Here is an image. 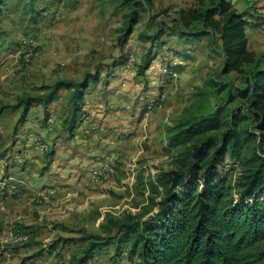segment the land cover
Returning <instances> with one entry per match:
<instances>
[{
  "label": "rangeland",
  "instance_id": "374dc122",
  "mask_svg": "<svg viewBox=\"0 0 264 264\" xmlns=\"http://www.w3.org/2000/svg\"><path fill=\"white\" fill-rule=\"evenodd\" d=\"M208 4V0H0V166L3 160H13L17 145L22 152L39 154L29 146L30 136L39 134L50 143V152L36 156L44 166L32 169L35 174L50 169L54 138L49 134L68 135L63 126L70 117L72 90L66 83L85 84L91 111L103 119L116 117L106 123L112 125L108 130L130 146L124 162L123 153L118 156L117 174L106 185L110 187L95 191L97 198L84 197L83 210L74 212L71 222L45 220L43 229L23 225L35 235L25 245L5 246L0 241V264L140 263L131 255V244L122 245L129 254L121 257L116 243L123 223H143L159 212L164 189L153 191L151 183L163 173L184 169L179 150L169 145L172 130L221 107L226 112L241 106L240 99L227 103L229 88L218 91L220 83L244 84L242 74H222L221 41L209 36L190 41L177 34L180 11ZM250 9L256 10V5ZM134 12L137 23L126 37ZM260 19L253 25L264 40ZM161 31L160 39H147ZM258 38L250 35L251 43ZM250 50L262 56L264 43ZM232 93L238 95L236 90ZM47 96L57 98L45 109L38 99ZM153 97L160 98L159 105L150 108ZM27 98L32 101L24 113ZM118 111L131 119L123 132L113 128L119 122ZM51 117L56 119L53 132L46 126ZM226 161L231 182L237 181L243 169L232 165L229 156ZM7 227L0 224V237Z\"/></svg>",
  "mask_w": 264,
  "mask_h": 264
},
{
  "label": "trees",
  "instance_id": "16d2710c",
  "mask_svg": "<svg viewBox=\"0 0 264 264\" xmlns=\"http://www.w3.org/2000/svg\"><path fill=\"white\" fill-rule=\"evenodd\" d=\"M208 2L197 10L180 11L177 34L190 41L207 36L221 41L222 74H242L244 84L220 83L218 91L229 88L227 103L240 99L241 106L226 112L221 107L172 130L169 145L179 150L184 169L163 173L151 183L153 191L164 189L159 212L143 223H123L116 243L121 257L129 254L122 245L131 244L139 264H264V55L249 49V12H238L232 0ZM137 19L134 12L126 37ZM162 35L147 39L156 41ZM147 68L148 63L142 74ZM66 88L72 95L64 126L74 131L82 117L86 85L66 83ZM56 98L47 96L38 103L48 109ZM31 101L26 99L24 113ZM228 156L243 169L234 182L224 169Z\"/></svg>",
  "mask_w": 264,
  "mask_h": 264
},
{
  "label": "crops",
  "instance_id": "0c3cea01",
  "mask_svg": "<svg viewBox=\"0 0 264 264\" xmlns=\"http://www.w3.org/2000/svg\"><path fill=\"white\" fill-rule=\"evenodd\" d=\"M232 3L238 12H249L250 25L247 28L249 49L251 46H255L256 49L260 48L264 40L258 38V31L253 23L256 18H261L260 21L264 20V0L255 3H248L246 0H232ZM253 5H256V10L255 8L250 9ZM250 35H253L255 39L258 38L256 43H251ZM90 114L91 116L87 118L80 117L76 129L68 130V135L59 133L54 137L49 134L50 139L54 138V149L48 161L51 163L50 169L47 171L35 174L32 167L44 166L43 160L36 158L40 154L34 155L31 151L22 152L18 145L15 147L17 154L13 158L14 161L9 160L8 163L2 161L4 164L0 166V202L4 203L5 210L0 211V224L4 228L8 224L15 223L43 229L45 220L63 224L71 222L74 212L83 210L84 197L88 201L91 198H97L95 191L110 187V185L100 186L91 182L89 171L108 156L118 158L123 153L124 157L120 162H124L126 149L130 146L127 147V143L123 141V138H118L115 131H109L112 125H106L116 117L103 119L102 115L94 110ZM116 114L120 116L118 117L119 122L113 128H121L122 130H119L123 132L131 119L125 112L118 111ZM102 119L103 128L100 125L102 123L99 122ZM64 128L65 126L63 130L67 131ZM112 150L115 152L110 153ZM48 187H53L57 191L52 202L43 207L34 205L31 202L33 194L37 190Z\"/></svg>",
  "mask_w": 264,
  "mask_h": 264
},
{
  "label": "built area",
  "instance_id": "2783aa9c",
  "mask_svg": "<svg viewBox=\"0 0 264 264\" xmlns=\"http://www.w3.org/2000/svg\"><path fill=\"white\" fill-rule=\"evenodd\" d=\"M251 2L252 0H248ZM257 1V0H256ZM258 27L261 31H264V20H261L258 23ZM173 75V74H172ZM175 75V74H174ZM159 97H153L149 99L150 108L159 105ZM164 98V97H162ZM91 111V103L87 99L85 100V104L83 107V117L87 118L88 114ZM56 125V119L49 118L46 126L49 132H53L54 127ZM29 144L35 150L36 153L46 154L50 152V143L39 134H33L29 138ZM117 161L118 158L114 156H108L104 159L103 162L94 166L89 172V178L91 182L100 185L106 186L108 185L117 174ZM57 191L53 187H48L39 191L33 198L34 203L38 205H48L51 203L52 198L56 195ZM3 203L0 202V210H3ZM33 231L27 230L20 225L12 223L7 227L2 236L0 237V241L5 246H21L29 243L34 238ZM126 254V253H125Z\"/></svg>",
  "mask_w": 264,
  "mask_h": 264
}]
</instances>
